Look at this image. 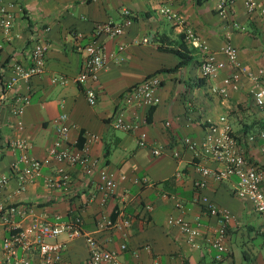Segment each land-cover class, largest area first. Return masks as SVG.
Returning <instances> with one entry per match:
<instances>
[{
	"label": "crops",
	"instance_id": "0c3cea01",
	"mask_svg": "<svg viewBox=\"0 0 264 264\" xmlns=\"http://www.w3.org/2000/svg\"><path fill=\"white\" fill-rule=\"evenodd\" d=\"M2 1L11 13L12 26L8 39L0 30V79L9 73L12 61H30L35 38L43 39L47 48L44 70L18 81L6 99L0 101V176H6L0 184V241L8 233L2 217L22 226L32 218L58 221L78 216L80 228L89 230L100 218L108 216L113 221H129L126 226L96 235L101 246L117 251L120 264H209L224 260L234 264L235 242L241 245L242 260L238 264H264V235L258 231L261 217L248 200L231 191L234 176L221 180L208 176L202 188L217 206L234 217L226 226L222 247L211 245L209 238L215 234L218 222L193 200V180L198 176L195 158L180 144L184 135L200 138L206 125L219 114L226 115L238 134L264 125V112L252 102L253 82L245 80L225 95L211 89L220 84L226 71L202 77L198 71L199 50L185 39L186 31L191 30L218 57L220 46L230 42L237 49L238 60L254 69L264 64V13L247 14L242 0H233L232 12L227 11L226 18L217 14V0ZM162 4L170 6L177 18L168 20L159 13L157 8ZM124 8L130 12V22L123 31L113 37L104 33L96 36L94 24L121 21ZM224 19H234L242 27L227 26ZM91 41L102 45L104 64L95 78L79 84L73 79L82 61L78 47ZM158 45L178 48L186 59L171 71L162 69L156 73L160 78L159 101L146 119L148 107L127 103L125 92L147 73L178 62L176 53ZM164 72L172 74L164 78ZM53 75L64 76V81L52 82ZM86 86L94 90L93 104L84 97ZM24 93L27 103L20 114H13L11 95ZM62 112L69 125L67 139L78 147L88 144L98 167L103 165L114 173L110 192L103 194L97 188L95 171L84 172L77 164L54 159L43 163L38 174L19 180L21 168L30 159L45 155L55 137L53 119ZM119 114L129 124L127 128L112 124ZM16 120H20V126ZM166 120L168 124L164 123ZM90 133L95 138L88 139ZM12 139H20L23 146L10 147ZM139 139L143 144L138 143ZM261 142L258 138L245 144L244 153L253 160L264 161V154L258 150ZM152 146H162L165 152L152 155ZM168 148L179 150V157L170 155ZM62 172L65 178L61 177ZM47 178L57 183L48 184ZM174 200L181 203L179 208L173 206ZM145 203L151 205L150 210H144ZM10 207L23 213L10 211ZM174 214L199 223L201 234L193 244L186 241L176 225L166 223L167 216ZM257 235L261 240L254 248ZM57 239L64 245L60 261L52 264H86V244L81 235L67 238L61 232ZM120 243L124 248H119ZM259 248H263L262 253ZM17 254L25 257L27 264L38 262L34 250L19 249ZM215 254L220 257L215 258Z\"/></svg>",
	"mask_w": 264,
	"mask_h": 264
},
{
	"label": "built area",
	"instance_id": "2783aa9c",
	"mask_svg": "<svg viewBox=\"0 0 264 264\" xmlns=\"http://www.w3.org/2000/svg\"><path fill=\"white\" fill-rule=\"evenodd\" d=\"M243 8L247 14L264 13V0H242ZM216 12L226 18L227 11L232 12L233 0H217ZM158 12L163 14L168 20L177 18V14L166 4H162L157 8ZM123 19L119 22L112 20H104L94 24V33H104L109 37L116 36L123 31L125 25L130 22V12L122 9ZM227 26L233 28L242 27L236 20L232 19L227 22ZM12 26V16L6 5L0 0V30L2 36L6 39L10 37ZM185 39L199 50L198 71L202 77H214L219 71L224 70L226 73L221 77L220 84L211 86V89L225 95L228 90L237 89L243 81L249 80L253 82L254 87L250 90L253 104L262 112H264V64L252 69L242 64L237 57L236 47L225 42L219 48L218 57L216 51L212 50L208 44L199 38L197 34L191 30H187ZM144 40V38H143ZM47 43L41 38H35L30 47V61L24 64L19 61L10 63L9 73L2 75L0 79V101L6 99L8 91L18 81H25L33 74H38L44 70L45 52ZM118 48H122L119 45ZM78 49L82 52V61L79 70L73 79L76 83H84L87 79L96 77L97 71L104 64L105 54L102 45L99 42L91 41ZM52 82L64 81V76L53 75L50 79ZM160 85V78L157 74L146 75L140 81L131 85L125 92V100L134 107H149L158 103L157 88ZM84 97L88 104L95 102V93L92 87H85L83 90ZM12 103L10 110L13 114H20L23 105L27 103V94L11 95ZM55 137L47 146L43 158H32L26 165L21 168L18 175L21 181L26 176L38 174L39 168L43 163H48L50 159L57 162H63L70 165L77 164L84 172L96 173V186L103 193L111 191L114 184V173L106 169L103 165H97V158L90 155L88 144L81 147L76 146L67 139L69 125L66 123L65 113H60L53 119ZM168 124V121H164ZM112 124L115 127L127 128V124L119 114L114 117ZM16 125L20 126V120H16ZM258 138L263 142L258 145L259 152L264 154V130L257 132ZM88 139L95 138V135L88 134ZM255 142L253 132H245L243 134L236 133L225 114H219L217 118L206 125L205 131L200 138H192L182 136L180 144L192 153L195 158L194 167L198 172V176L193 180L194 195L193 200L201 205V208L207 215L214 216L218 224L214 228L215 234L209 238L212 246L220 249L222 247V238L226 232V226L234 220L233 215L226 209L220 208L215 202L202 191L205 186L207 177L212 176L217 180L234 176V182L231 191L240 198L249 201L252 209L261 217V223L258 231L264 235V190L261 182L264 179V169L261 167L262 162H258L249 158L244 153V145ZM139 144H143V140H138ZM10 147H22L23 143L20 139H12L9 142ZM169 149V148H168ZM165 152L162 146H152V155H158ZM169 154L173 157H179V150L171 148ZM60 170V169H59ZM62 171V170H61ZM61 177L65 178V173H61ZM120 177H123L121 174ZM146 181L145 178L142 179ZM6 181V176H0V184ZM46 183H57L49 178ZM181 203L178 200L173 201V206L179 208ZM144 210L151 209L149 203L144 204ZM19 214L23 212L15 210L14 207L9 208ZM1 221L7 225L8 233L4 235L0 241V264H27V259L18 256L17 250L35 251L38 254L37 264H52L59 262L63 242L57 239V236L64 232L67 238L81 235L86 244L87 257L86 264H120L117 259V251L115 249L106 248L100 245L97 239V233L108 230L110 228H121L128 225V219L122 218L118 221L111 220L108 216L100 218L89 230L80 228V218L73 216L69 220L50 221L46 219L32 218L24 225H15L7 217H2ZM166 223L176 225L180 232L185 235L186 241L193 244L194 238L201 234L199 223H194L185 219L179 214L169 215ZM119 248H124V244L120 243ZM219 254H215V258H219Z\"/></svg>",
	"mask_w": 264,
	"mask_h": 264
},
{
	"label": "trees",
	"instance_id": "16d2710c",
	"mask_svg": "<svg viewBox=\"0 0 264 264\" xmlns=\"http://www.w3.org/2000/svg\"><path fill=\"white\" fill-rule=\"evenodd\" d=\"M158 47H159V48H163V49H165V50H167V51H172V52L176 53V54L178 55V57H179V60H178V62H176L173 66H169V67L161 68V69H159V68H158V69H155V70H153V71L147 73V74H146L147 76H148V75H152V74H156L157 72H159V71L162 70V69L167 70V71H171V70H173L175 67H177V65H178L179 63H181V61H182L183 59H186V58L183 56L182 52L178 50V48H175V47H172V46H161V45H158ZM153 106H154V105H151V106H149V107L147 108V111H146V119L148 118V113H149V111H151V109H152ZM259 130H264V125H260L259 128H258V130H256V131H252V132L254 133L255 140L258 139L257 132H258ZM262 142H263V140H262ZM262 142H261V143H262ZM261 167L264 169V162L261 163Z\"/></svg>",
	"mask_w": 264,
	"mask_h": 264
},
{
	"label": "rangeland",
	"instance_id": "374dc122",
	"mask_svg": "<svg viewBox=\"0 0 264 264\" xmlns=\"http://www.w3.org/2000/svg\"><path fill=\"white\" fill-rule=\"evenodd\" d=\"M172 72H164L163 74H161L164 78L169 77V75H171ZM176 90V88H174L173 92ZM261 187L262 189L264 190V181L261 183ZM243 235L244 237H246V233L243 232ZM261 240V237L259 235H257L255 238H254V242H253V245H254V248H258L257 246V242ZM240 244L236 243L232 245L233 247V250H234V253H235V263L234 264H238V260L241 259V254H240ZM260 249V248H259ZM263 252V248L260 249V253ZM242 260V259H241ZM229 260H224V261H219V262H211L209 264H229L228 262Z\"/></svg>",
	"mask_w": 264,
	"mask_h": 264
}]
</instances>
